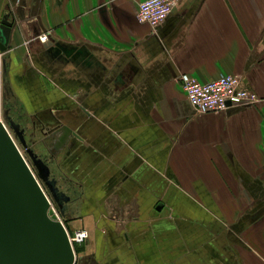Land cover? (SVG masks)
<instances>
[{
	"label": "crops",
	"instance_id": "0c3cea01",
	"mask_svg": "<svg viewBox=\"0 0 264 264\" xmlns=\"http://www.w3.org/2000/svg\"><path fill=\"white\" fill-rule=\"evenodd\" d=\"M141 1L0 0V116L89 230L80 264H264V0H177L157 28ZM183 73L262 99L198 112Z\"/></svg>",
	"mask_w": 264,
	"mask_h": 264
},
{
	"label": "water",
	"instance_id": "95a60500",
	"mask_svg": "<svg viewBox=\"0 0 264 264\" xmlns=\"http://www.w3.org/2000/svg\"><path fill=\"white\" fill-rule=\"evenodd\" d=\"M8 18L5 15L0 26L1 51L8 48L13 29ZM5 114L32 165L0 119V264H76L69 232L51 207L53 199L65 215L71 197L30 145L26 127L11 113ZM67 135L58 146L66 142Z\"/></svg>",
	"mask_w": 264,
	"mask_h": 264
},
{
	"label": "built area",
	"instance_id": "2783aa9c",
	"mask_svg": "<svg viewBox=\"0 0 264 264\" xmlns=\"http://www.w3.org/2000/svg\"><path fill=\"white\" fill-rule=\"evenodd\" d=\"M176 2L177 0H143L138 5L136 19L140 23H148L153 28H157L170 15ZM39 38L42 42H45L48 40V35L43 33ZM1 57L0 54V60ZM179 79L189 102L196 111L202 113L222 112L238 106L253 105L262 99L253 90L241 86V78L236 74H222L216 79L201 81L193 75L183 73ZM4 123L10 131L5 121ZM51 207L60 219L52 201ZM88 235L86 229L77 230L73 237L69 234L72 244L73 241H84Z\"/></svg>",
	"mask_w": 264,
	"mask_h": 264
},
{
	"label": "rangeland",
	"instance_id": "374dc122",
	"mask_svg": "<svg viewBox=\"0 0 264 264\" xmlns=\"http://www.w3.org/2000/svg\"><path fill=\"white\" fill-rule=\"evenodd\" d=\"M2 114V117L0 116V118H2L5 122H6V124L8 125V122H7V120H6V114L5 113H1ZM15 113H12V115H14ZM9 127V126H8ZM9 129H10V127H9ZM10 131H11V133H12V135L14 136V138L16 139V137H15V135H14V133L12 132V130L10 129ZM47 131V130H46ZM16 141H17V139H16ZM17 143H18V145H19V147H20V149L22 150V152L24 153V155L27 157V159H28V161L30 162V164L32 165V163H31V161H30V158L28 157V155L26 154V151H25V149L20 145V143L17 141ZM61 188V187H60ZM62 189V188H61ZM64 191V190H63ZM51 201H52V203H53V205H54V208L56 209V211L58 212V215H59V218L64 222V224H65V226H66V228H67V230H68V232H69V234L71 235V237H73L74 235H75V232L77 231V230H80V229H86V228H75L74 229V227L78 224V221L77 220H71V217H69V214H68V211L66 212V214L64 215V214H62L61 212H60V209H59V207L57 206V204L54 202V200L53 199H51ZM76 216L78 215V214H75ZM87 231H88V233H89V235H88V237H87V239H89L90 238V232H89V230L88 229H86ZM87 239H85L84 241H82V242H77V241H73V245H74V249H75V251H76V256H77V261H76V264H80L81 263V259H82V256H81V252H82V246H83V244L86 242V240ZM94 264V263H93Z\"/></svg>",
	"mask_w": 264,
	"mask_h": 264
},
{
	"label": "flooded vegetation",
	"instance_id": "af4514ba",
	"mask_svg": "<svg viewBox=\"0 0 264 264\" xmlns=\"http://www.w3.org/2000/svg\"><path fill=\"white\" fill-rule=\"evenodd\" d=\"M23 126H24V124H23ZM25 127V126H24ZM34 148V147H33ZM47 163H48V165H49V159H48V157L45 155V153L44 152H39L38 150H36V149H34ZM50 166V165H49ZM51 172H52V175L57 179V177H56V175L53 173V171H52V169H51ZM57 181H58V179H57ZM58 185L60 186V184H59V181H58Z\"/></svg>",
	"mask_w": 264,
	"mask_h": 264
}]
</instances>
